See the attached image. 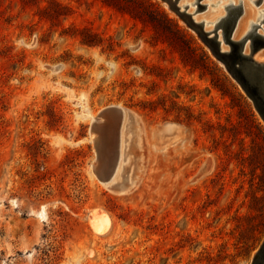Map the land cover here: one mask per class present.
I'll return each mask as SVG.
<instances>
[{
  "label": "rangeland",
  "instance_id": "obj_1",
  "mask_svg": "<svg viewBox=\"0 0 264 264\" xmlns=\"http://www.w3.org/2000/svg\"><path fill=\"white\" fill-rule=\"evenodd\" d=\"M55 1L71 11L0 0V264H250L264 240V122L240 85L162 0ZM251 2L254 18L264 3ZM114 105L136 118L125 194L91 168L92 116ZM103 115L104 179L119 116ZM170 123L184 136L156 139ZM100 208L106 235L90 222Z\"/></svg>",
  "mask_w": 264,
  "mask_h": 264
},
{
  "label": "bare ground",
  "instance_id": "obj_2",
  "mask_svg": "<svg viewBox=\"0 0 264 264\" xmlns=\"http://www.w3.org/2000/svg\"><path fill=\"white\" fill-rule=\"evenodd\" d=\"M162 1L169 6L170 10L172 12H174L179 17V19L182 23H184L186 26L188 25L187 22L173 8L172 0H162ZM199 1L202 4H204L203 3L204 0H189V1L183 2V3L181 2V0H179L178 1V7H179L180 11H183L187 7V11L193 15L195 22H197V23L203 22L204 23V30L207 33H210L211 35L217 34L218 39L221 42L222 52L231 51L230 45L226 43V38H225L223 26H220V25L225 24L226 21L230 18V16L233 15V12H232L233 7L242 6L243 10H244L243 15L240 17L239 22H238L237 27H236V30H235L234 35H233L234 40H236L237 42H244V46H243V52L244 53H246L247 55H250L254 49V40L252 38L253 37L252 31L254 29H257L258 33L264 37V7H262V8L260 7L261 9L259 10L258 15H256V17L252 18L254 15L252 17H251V15L253 13H255L256 11L254 10L255 12H253L251 10L253 13H250L249 9L251 6L249 7V5L246 4V2L248 3V0H238V2L236 0H220L217 5L216 4H204V5H206V9L209 7H212V6H214V7H217V6L220 7L221 6L224 8V9L222 8L225 11L224 13L222 12L221 14H218V13H216V11H213V12H215V14H218V15H214V16L211 15L210 16V15L205 14L206 12H204L205 15L203 14L201 16H198L205 9L204 8V9L198 10ZM258 1L259 0H252L251 3L255 4L256 6H260L261 4L264 3V0H262L259 4H258ZM243 4H245L244 6H245L246 11L244 9ZM192 7H193V9H191ZM217 10H218V8H217ZM207 13H209V10ZM218 23H220V25H217ZM260 30H262V32H260ZM192 31L196 32L195 30H192ZM254 59L260 63H264V46H260L259 48H257V50L254 54ZM106 111H111L112 113L117 114L119 116V124H118V131H117V144H116V147H114V148H116V154H115L114 162L112 161L113 164H112V167L110 169V172L108 173L106 178L103 179V178H100V175L98 173V170L100 168V160H99V153H98L99 150L98 149L102 145L101 144V136L102 135L100 136L98 130L102 125L104 126V124L107 123L109 120V119L107 120L106 117L103 115V113ZM131 117H134L133 119H136L135 115L129 109H127L121 105L109 106V107L105 108L104 110H102L99 113V115L92 116L91 137H92V141L95 144V148L97 151L96 152L97 158L93 161L91 168H92L95 176L97 178H99L107 188H109L111 190H115V192L120 193V194H125V193L130 192V190H132L136 184V180L134 181L131 176L128 177V181L126 183H122L123 182L122 178H123V173H124L123 171H124L126 165L128 164V156H129L128 147L130 144V138H131L130 133H131V129H132V127L130 125L131 119H132ZM110 123H113V122H110ZM136 123L137 122H135V125H137ZM137 131H138V127H137ZM114 135H116V134H114ZM183 136H184V128L181 127L180 125L176 124V123L175 124L170 123V125L167 124V126L163 130H161L159 133H156V139L158 138L160 140L162 138H169L168 143L171 142L172 140L180 139ZM112 140H115V139H111V141ZM117 185H121V186L118 189H113ZM44 209H45V207L43 208V211H44ZM90 222H91V226H92L93 231L98 235L108 234L110 229H111L112 223H113L108 212H106L104 209H101V208L95 210L91 214ZM257 252L258 251H256V253L253 255V258L257 254Z\"/></svg>",
  "mask_w": 264,
  "mask_h": 264
},
{
  "label": "water",
  "instance_id": "obj_3",
  "mask_svg": "<svg viewBox=\"0 0 264 264\" xmlns=\"http://www.w3.org/2000/svg\"><path fill=\"white\" fill-rule=\"evenodd\" d=\"M178 1L172 0L173 8L187 22V27L197 32L203 42L211 49L215 58L222 62L229 74L236 80L249 100L253 103L256 112L264 122V63H260L254 59L257 48L264 46V37L258 33L257 29L252 31L254 49L250 55L243 52L244 42H237L233 38L239 19L243 15V7H233V15L230 16L226 23L223 25H220V23L217 24L223 26L226 43L231 47V51L222 52L221 42L217 34L211 35L207 33L204 30V23L195 22L193 15L187 11V7L183 11H180ZM261 1L259 0L258 4ZM204 8H206V5L199 1L198 10ZM263 263L264 240L250 264Z\"/></svg>",
  "mask_w": 264,
  "mask_h": 264
},
{
  "label": "trees",
  "instance_id": "obj_4",
  "mask_svg": "<svg viewBox=\"0 0 264 264\" xmlns=\"http://www.w3.org/2000/svg\"><path fill=\"white\" fill-rule=\"evenodd\" d=\"M36 1H38V0H36ZM53 3L56 4V5H58V6H60L61 8L66 9L68 12L71 11L70 8H68V7H66V8H65V7H62L61 4L58 3V2L55 1V0H53ZM45 10H47V9H45ZM61 15H63V14H61L59 11H56V12H54V13H51V18H52V19H59V18L61 17ZM66 15H67V14H66ZM86 37H87V39H86L85 42H86L87 45H90V46L98 45V43L96 42V37H95V35H93L92 33H90L89 30H86Z\"/></svg>",
  "mask_w": 264,
  "mask_h": 264
}]
</instances>
